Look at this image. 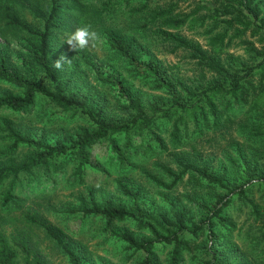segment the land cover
<instances>
[{"label": "trees", "instance_id": "1", "mask_svg": "<svg viewBox=\"0 0 264 264\" xmlns=\"http://www.w3.org/2000/svg\"><path fill=\"white\" fill-rule=\"evenodd\" d=\"M40 1L0 0V23L26 44L24 71L17 73L9 72L7 48L0 45V83L18 92L0 96L6 115L0 116V223L29 197L44 200L65 184L84 189L77 199L72 195L78 207L63 213L99 221L118 241L121 264H264V0H98L88 7L95 17L87 18L88 26L100 30L108 56L124 67L125 76L115 79L86 63L94 80L122 99L114 114L101 98L74 90V73L51 65L54 32L79 27L84 5L47 0L41 17ZM25 12L40 18L41 30L27 23ZM150 48L186 54L195 77H178ZM144 49L150 57L142 61ZM237 49L242 56L230 52ZM40 101L80 113L87 125L60 134L53 145L34 140L9 117ZM99 146L106 161L93 163ZM216 155L222 159L214 165ZM153 160L151 169H142ZM88 167L114 178L119 197H97ZM140 169V178L159 190L158 205H146L132 182ZM22 217L9 237L0 229V264H42L35 229L70 264H81L51 225L30 211Z\"/></svg>", "mask_w": 264, "mask_h": 264}, {"label": "rangeland", "instance_id": "2", "mask_svg": "<svg viewBox=\"0 0 264 264\" xmlns=\"http://www.w3.org/2000/svg\"><path fill=\"white\" fill-rule=\"evenodd\" d=\"M79 1L81 5H84L86 15L84 14V16L80 18L79 27L74 23L73 26H69L66 32H54L56 40L54 39L51 44V65L54 68L61 70L66 75L74 73L76 79L74 90L78 91L81 95H92L91 100L98 101L99 98H101L102 101L105 102L106 109L114 114L118 110L116 108V106H118V101L122 102V99L118 98L117 93L113 89L99 85L94 80V73L86 63L87 61L92 62L102 73L110 75L115 79H121V77L125 76L124 67L122 62L115 56H108L107 50L103 47V43H101V35H98L101 33L100 30L98 29L97 31H94L91 25L88 26L87 18L95 19V17L93 18L92 15L94 11L87 9L88 7L98 5V0H87V4H84V0ZM37 6L41 17H44V12L48 9L47 0L38 2ZM180 7L181 12L189 13L190 8L188 9L187 4H180ZM24 17L31 27L36 30L42 29V21L40 18H34L29 12H25ZM82 28H88L91 31L96 32L98 39L95 41L90 40L88 45L78 50L79 46L76 45L75 42H73L72 45H69L67 42L76 31ZM183 34L191 40L203 43L202 38L197 35L198 33L186 30ZM1 35H4V38ZM5 38L7 39L6 41L4 40ZM24 39L23 36L16 35L14 37V33L8 32L4 29V23H0V45H5L7 48L5 56L7 57L8 55L7 61L10 65L9 72L17 73L24 71L23 68H21L26 45ZM150 50L153 49L150 48L149 51ZM144 52L146 54L145 56H142V61H145L150 57L147 49H144ZM230 52L237 56L243 55V52L240 49L235 51L231 50ZM152 56L164 61L166 65L175 67L173 73L179 75L178 77L184 80L194 78L196 75L193 64L189 62L187 55L184 53L179 52L170 55L165 52L160 53L153 50ZM57 62L60 65L59 67L56 66ZM131 86H134V89L139 88L137 83H131ZM5 93L14 95L18 94L13 88L0 83V96ZM0 116L5 117L6 115L5 113H0ZM9 118L12 119L16 125L19 127L21 126L20 129L23 133L29 134L34 140L49 145H53L54 141L60 137V134L70 133L71 131H75L79 126L87 125V121L80 113L76 111H58L44 101H40L36 108L31 109L29 113L25 115H17ZM93 155V159L97 158L93 163H96L97 160L100 162L106 161L107 157L102 146L96 147ZM216 157L214 165L217 164V161L222 159L219 155H216ZM154 161L155 160L147 165V167L142 166V169H151ZM159 161L166 162L167 157L162 155ZM87 169V181L91 182L89 185L96 188V194L99 195L97 197H100V194L119 197L117 192H115L114 178L105 180L104 176L97 175L91 171L89 167ZM140 171L141 169L136 170L132 174V182L134 185L142 189L143 194H145L146 197V205L150 206L151 203L153 206L158 205L160 201L158 198L159 190H157L151 183H148L144 179L142 180L139 175ZM128 181L131 180H126L127 183ZM66 187L65 184H62L58 188L52 189L53 191H50L51 194H49V192L47 193L48 199L45 198L41 201L35 200L33 196L28 199H26V197V203L23 209L15 212L12 216L0 223V229L2 232L5 236L9 237L13 232L14 227L22 225V216L27 211H30L32 214L38 215L56 230L63 242L76 253L75 255L81 264H121L123 258L118 241L111 233L104 232V228L99 221L94 218L84 219L81 215H69L63 213L65 211L67 212L69 208H73V206L75 208L78 207L76 201L77 194L82 193L78 191L84 189L83 187H80L69 190ZM99 190L103 193H100ZM180 190L181 187L178 191ZM74 194L76 195V199L72 196ZM244 219V215H240L239 221L242 222ZM120 229L117 230L118 234L122 233V229ZM34 235V239L38 243L36 258L40 259L42 264H70L68 259L58 251L44 232L35 229ZM125 264H132V261H127Z\"/></svg>", "mask_w": 264, "mask_h": 264}, {"label": "clouds", "instance_id": "3", "mask_svg": "<svg viewBox=\"0 0 264 264\" xmlns=\"http://www.w3.org/2000/svg\"><path fill=\"white\" fill-rule=\"evenodd\" d=\"M98 39V35L96 32L91 31L88 28H82L78 31H76L68 40V44L72 45L73 42L76 43L80 48H84L86 45H88L89 41H95ZM57 67H59V63L57 62Z\"/></svg>", "mask_w": 264, "mask_h": 264}]
</instances>
